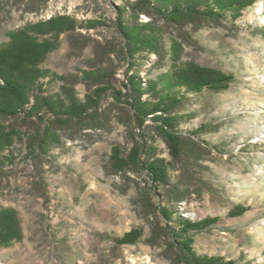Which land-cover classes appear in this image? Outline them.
Listing matches in <instances>:
<instances>
[{"label": "rangeland", "instance_id": "374dc122", "mask_svg": "<svg viewBox=\"0 0 264 264\" xmlns=\"http://www.w3.org/2000/svg\"><path fill=\"white\" fill-rule=\"evenodd\" d=\"M130 1L51 0L39 13L26 12L30 0H14L6 9L0 5V48L31 23L56 16L74 20L77 37L90 39L92 46L80 52L67 35L57 38V49L42 64L50 77L41 81L46 92H57V76L90 70L94 45H119L114 23L118 8ZM141 19L150 22L146 15ZM165 31L174 61L159 64L150 55L140 72L143 82L191 65L232 77L227 89L188 98L184 111L189 116L181 129L187 133L205 127L196 138L201 160L185 167L173 161L162 140L157 142L158 157L175 168L172 182L189 190L183 202L173 205L175 217L206 223L194 231L199 255L264 264V0L234 22L207 24L190 43L167 27ZM112 59L108 64L120 81L135 73L124 60ZM76 89L84 99L86 84ZM85 133L90 136L69 138L53 149L57 161L46 167L45 188L27 158L26 141L17 140L0 154L7 157L0 163V210L15 209L23 233L21 240L0 248V264H173L165 256L166 240L149 242L157 217L161 225L167 223L159 208L167 206L171 187L154 183L144 171L113 170L115 147H131L120 119L109 130ZM135 231V244L117 242Z\"/></svg>", "mask_w": 264, "mask_h": 264}, {"label": "trees", "instance_id": "16d2710c", "mask_svg": "<svg viewBox=\"0 0 264 264\" xmlns=\"http://www.w3.org/2000/svg\"><path fill=\"white\" fill-rule=\"evenodd\" d=\"M14 0H0L4 9ZM51 0H30L26 12L39 13ZM259 0H134L118 8L114 23L119 45H94L95 59L90 70L82 75L57 76L61 82L57 92H46L41 81L50 77L42 68L48 55L57 49V38L67 35L71 45L82 52L92 46L88 38H78L77 25L68 16H56L31 23L11 34V42L0 48V154L17 140L26 141L27 158L41 187H46V167L57 157L56 147L70 139L89 137L85 131L109 130L120 119L130 137V148L115 147L113 170L127 174L144 171L158 185L170 186L167 206L160 207V219L152 224L153 245L166 240L165 256L173 264H239L223 257L199 255L194 247V231L205 222L193 223L181 215L175 217L174 204L189 195L172 182L173 163L158 157L157 142L169 148L173 161L187 167V162L202 159L196 138L205 127L184 133L181 125L189 116L185 113L191 94L227 89L232 77L219 71L191 65L187 69L169 71L154 80L143 82L140 76L144 62L155 55V63L174 61L165 44V28L179 34L185 43L207 24L236 21L248 7ZM150 17L144 23L141 16ZM112 58H120L135 73L120 81L111 68ZM113 64V63H111ZM85 83L87 94L79 97L76 85ZM34 99V101H32ZM11 120V125L6 121ZM7 157L0 156V163ZM151 208V205H148ZM139 233L127 234L117 242L135 244ZM23 236L18 212L13 208L0 210V248L8 247ZM137 237V238H136Z\"/></svg>", "mask_w": 264, "mask_h": 264}]
</instances>
